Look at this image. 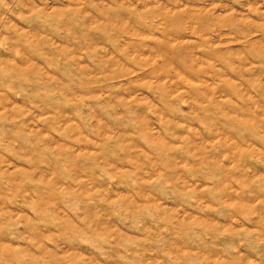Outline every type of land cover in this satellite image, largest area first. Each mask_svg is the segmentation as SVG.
Wrapping results in <instances>:
<instances>
[{"label": "rangeland", "instance_id": "rangeland-1", "mask_svg": "<svg viewBox=\"0 0 264 264\" xmlns=\"http://www.w3.org/2000/svg\"><path fill=\"white\" fill-rule=\"evenodd\" d=\"M7 3L0 264H264V0H60L51 26ZM70 207L108 210L111 245Z\"/></svg>", "mask_w": 264, "mask_h": 264}, {"label": "clouds", "instance_id": "clouds-1", "mask_svg": "<svg viewBox=\"0 0 264 264\" xmlns=\"http://www.w3.org/2000/svg\"><path fill=\"white\" fill-rule=\"evenodd\" d=\"M59 2L60 0H40V4L38 6L35 3H33V8L28 9V11L30 13V16L35 21L39 22L42 26L43 25L51 26L61 18L62 14L60 12H51L50 7ZM156 2L159 3V0H156ZM181 2L182 0H169L170 4L177 6L180 5ZM82 3L86 5L88 3V0H82ZM241 3L242 0H232L233 5L241 4ZM0 6H3L5 8L11 7L7 3V0H0ZM214 11L215 9H213L211 12L208 13L209 17H211L212 12ZM147 12L150 16L155 17L156 19L160 20L162 24H164L177 19L187 18V15L191 12V9H188L185 13H177L176 16H173L171 12L165 13L163 7H154L152 9H147ZM233 12H235V9H233ZM259 15L264 16V13H259ZM229 19H231V17H229ZM6 81L7 78L0 79V86L7 87L8 83ZM154 183L159 187L157 196L162 200H170L171 197L168 195V193L177 190L175 181L171 180L168 177H163V176L159 177L157 178V180L154 181ZM86 202L88 201H86L84 198L81 199V203H86ZM119 210L126 211V213L130 215H135V213L132 211L131 208H127V209L121 208ZM68 211L70 214H73L74 218L77 220L79 225L78 228L79 236L84 243H94L99 247H103L105 245H111L112 243L111 235L106 232L102 233L100 231L101 225L105 223L112 224L116 222L114 218L109 217L108 210L100 211L99 209H97V213L100 218H97V215L88 214L87 212L82 211L80 207H75V208L70 207ZM75 213H79L80 215H75ZM124 227H128V225H124ZM185 227L187 228L189 233H191L192 235H196V229L199 226L190 225Z\"/></svg>", "mask_w": 264, "mask_h": 264}]
</instances>
